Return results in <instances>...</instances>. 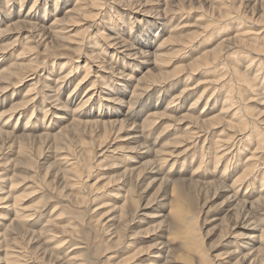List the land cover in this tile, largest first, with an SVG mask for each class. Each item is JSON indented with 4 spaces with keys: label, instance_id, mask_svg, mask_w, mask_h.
Wrapping results in <instances>:
<instances>
[{
    "label": "rangeland",
    "instance_id": "1",
    "mask_svg": "<svg viewBox=\"0 0 264 264\" xmlns=\"http://www.w3.org/2000/svg\"><path fill=\"white\" fill-rule=\"evenodd\" d=\"M2 1L3 0H0V30L3 29L0 32V70L14 61H18L20 63L22 62L24 64L37 62L38 63L37 65H40V67L37 69V74H38L37 77L34 78V76H29L33 78L30 80L27 79L28 81H19L18 84L15 85L14 87L11 88L9 87L10 89L8 88L7 91L3 93V95L0 94V112L2 110H7V108H9V106L12 103H16L17 101H20V99H22L21 97L23 93L26 92V88H28V86L31 85V83L32 84L35 83V81L39 77L40 79L38 82L42 85L46 83L45 84L46 87H50L51 90L48 91L49 89H46L44 92L49 93L50 96L53 97L49 99L47 98L51 104L47 103L48 100L44 102V104H42V107L46 105V108H48V112L46 114L47 117H45V120L42 121L43 123L39 120H36L38 124H44L47 127L46 131H48V133H39V132H44L45 131L44 129L23 131L20 128L23 127V123L25 122L31 110H34V114L35 116H38L37 117L38 119L41 120V118L43 117L44 111L43 109L39 108V106L42 103L41 95L40 97H37L36 102H34L33 104H29L22 109L21 113L19 114L18 120H17L18 114L14 115L13 117L10 118V120L9 119L8 121L6 120L8 123L4 125L5 127L2 126L1 124L5 119L8 118L7 115H3L2 120H0V126L4 127L8 131L11 130L10 132H13V133H5L0 135V179H1L0 192L7 191L6 189H8L9 187L10 180L15 181L16 179L17 184H14L15 187H13L12 192L13 194L16 195L18 194V197L19 195L20 196L22 195L21 198L19 197L20 199L17 200V202H22V205L26 206L25 208H27V210L32 208L37 209V210L35 209L37 212L35 213L37 220L36 221L34 220L33 223H31V225L28 223L26 224L23 223L22 224L23 228L25 227V229L27 230L31 229L30 231L32 232L34 231V233L37 234V232H40V230H42L43 228L44 224L42 223H45V221L49 218L53 219L57 217L58 219H55V223H54L56 229L59 231L65 230L62 234L60 233L57 234L58 237L53 238L50 241V243L45 242L46 236L44 235H41L38 239H35V237L37 238V236L33 237V235L30 236L27 235L28 237L25 235L26 237L22 236L21 238L20 236L17 237L16 241L19 243L20 246L19 249L22 252L24 249L23 256L21 257L22 260L19 259L21 261V264H59L60 262L54 259V257H58V259L60 258L64 259V256L66 257L72 254L75 256V259L79 261L81 260L80 263L82 264H126V262L125 263L121 262V259L118 260V258L123 257L122 260L129 259L133 254H135L136 250L140 252V253L138 252V254H140V257H142L140 260L145 262V260H150V258L148 257V253L150 252V246L156 244L155 241H160V239L162 240L163 237L158 239V235H153V233L152 234L150 233L151 226L152 225L156 226L157 225L156 223H158L162 218L159 217L155 219L145 218L144 214L152 215V213L153 214L161 213L165 215L168 213L167 211L169 210V207H172V210L170 212L172 211L174 212L171 214L172 220L175 219V217L179 215L181 211L189 210L191 212L192 211L194 212L193 214L195 215V217L192 222V225L194 226L195 231L199 237L198 244L201 246V248H203L205 253H207L206 256L208 255V259L210 262L207 260V264H234L238 262L237 260H235L238 255L236 256V254L232 255L231 253H229L231 250V246L232 247L234 246L235 240L237 239L236 237H234L233 239L231 238V236H238L237 233L243 232L245 231V229H242L243 227H239L240 225L235 226V224L239 223L242 224L243 226L246 223L245 222L246 219L249 220V222H252L251 224L256 225L257 229L258 228L259 230L260 228L263 229L264 200L263 199L258 200V203L256 202L251 209H249V207L247 206L244 208L245 211L239 210L240 212L242 211L241 214L237 212L240 216L237 215L236 212H234L235 205H233L232 209H229V206L227 208L226 205H229L228 203L230 202L228 201L229 193H232V191L238 188L240 184H241V188L238 192L243 193L245 191V194L249 193L248 195L250 196L251 199H257V197L258 198L264 197V130L259 129V126L256 124L255 130H257L258 132L260 131L259 136L261 138H260V148H255L253 142H256V138L254 137V135H252V133H241V134L240 133L236 134L232 132L218 133V131H215V133H206L205 135H202L201 140L198 143L192 145L191 141L194 140L197 133H183V130L185 129L186 124L188 123V121L182 123L184 119L180 120L179 121L180 123L174 120L173 121L172 120L166 121L165 119L157 120V122L151 128L144 129L143 133H139L140 137H138V141L135 143H132L131 141L126 139L128 137L127 135L129 134L127 132H132L133 130L131 131L126 130L120 133H114V132L112 133L110 130L109 133H98L100 131L99 130L97 131L96 129H99V127L96 128V126L94 125L90 127L88 126L84 127L83 125L80 124L78 125L72 120L74 117L73 110L76 107V104L80 99V96H82L83 92L87 88V85H89V83H91L92 80H96L95 76H98V74L99 75L102 74L103 76L104 74L105 75L104 77H106L104 78V81L107 83L106 85H109L110 87L113 88V86L117 83L121 88L123 87L122 92L119 90L117 91L116 88L115 89L113 88L114 91H117L116 94L114 93L115 94L114 97L117 96L118 99L121 100L125 99L124 101H128V99L130 98V92L132 91L133 86L135 84V80L133 79L128 82L122 83L121 76H123V74L129 73L128 75L132 74L136 78L139 77L146 70V67L144 68V64L143 65L138 64L141 61H143V59L138 58L136 60L135 59L131 60V57L129 59L127 58L129 56H125L127 52L122 50V53H117L120 56L115 57L118 58L116 64L112 63L114 60H112V62L109 61L111 58L108 55V53L110 51H114L115 49H113V47H109L108 45H106L103 39L99 38L100 44L102 43L104 44L105 47L107 46L106 47L107 50L103 52L105 54H103L102 57L108 61L107 63H109V65L110 64L113 65L110 70L111 74L107 72L109 70L108 67H106L108 66V64L105 63L106 68H100L98 71L95 72L97 67H95L94 65L88 62L89 64L87 66H90L89 69H91L93 73L92 71H90L89 74L87 75L88 77L85 76L84 80L76 85L77 79L79 80V78H81L84 75L83 74L84 70L82 69L81 66L84 65V62L87 61L86 60L87 55L90 53V51L93 50L94 44L92 43L91 39L88 40V42L86 43L87 45L85 46L83 45L81 47L80 52H75L72 49L73 47L72 44H70V46L66 45L63 47H58V48L56 47V49L55 50L53 49L50 53H45L42 52L43 44H41L38 40V37H36L35 39L33 38L27 41V44H25L24 46L27 50L24 49L23 52L21 49L24 45V42H26L25 37L24 38L18 37L17 35L19 32L23 33L22 36L27 35L28 33L30 34L32 30L31 28L29 29V26H31L32 24H28V26L24 24L23 26H15V27H13L14 25H8V24H11V22L13 23L15 22L14 20L18 18L17 17L18 13L25 15L31 3L34 0H25L22 4L20 3L21 5L18 3V0H10L8 1L6 6ZM90 1H93L92 3L97 1V3L99 4L105 2V4H103L102 6V17H100L99 19L101 18L102 20L107 19L110 13L119 14L118 18H115L117 17L115 15L111 16L113 17L112 22L115 21L114 23L117 24L115 27L118 29L120 28L119 32L121 35L118 33L120 38H123V40H126L127 42L130 41L129 44L139 46V38H138V44H137V39L135 41L132 38H130V34L134 32L137 33L136 30L138 29L140 30L144 28L143 31H138L140 34H144L145 28L150 29V35H148L147 38L150 37V39L152 40L154 39L153 34L155 31H158V29H156L158 24L155 25V22L160 18L156 19L157 17L155 16L156 14L155 11L147 12L146 9L151 7L153 8L152 10L154 9L162 10L164 6L155 5L154 3H156V0H151L147 3L145 2L146 5L144 4V2H142L140 9L137 8L133 10L130 7L125 8V10H122L123 7H120L121 4L114 3L118 0H90ZM123 1H127V0H123ZM257 1L259 0H174V2L169 3L170 9L178 8L179 12L176 13V15L175 14H172L171 16L166 15L167 16L166 17L167 19L165 18L166 20H162V21L160 20L161 23L164 24V27L163 26L159 27V32H158L159 35L156 37V40H153L154 42L151 41L152 47L148 46L147 49L150 48V52L153 51V49L157 46V43H159L160 41L159 38H164L167 36V34H172L171 33L172 30L178 36L191 34L197 37L198 39L196 38L197 40L193 41L194 44L191 42L190 45H187L183 49H181L182 47L181 45L175 43L169 44L166 48L164 47L165 56H164L163 68L165 70H171L175 68L173 69L172 73L178 71L182 72L185 69V64L187 62L191 61V59H193L195 56L200 54L205 49H209L218 43L220 44L219 58L223 60L222 66L224 65L225 69L224 67H221V65H216L214 67L212 66L209 70L201 69L200 73L198 72L196 74L191 75L188 81L185 80L184 76L170 80L168 84L170 85L171 88L174 89L173 90H171V88L168 89L167 93L164 91L165 94L169 93V95L163 97L160 103L161 106L160 109H162L163 106L166 105L167 100L171 97V95L173 96L174 94L179 92L183 84L186 83L188 84L187 86H193L196 84L198 80H201L202 78L209 81V83H202V85H199L198 87H195L194 89L188 91L186 98H182L180 101H176L174 103L182 104L184 108H187L192 98L196 97L197 93L203 89L204 85H208L209 87H214V85H219V86L222 85L224 86L221 89L222 94L221 96H218V100L214 103V107H215L214 110L219 109L221 107L222 98L223 96H225V93L223 91H225L227 88L226 87L227 85H223L222 81L228 80L230 74L229 72H231V70L228 67L230 65H233L235 66V67L232 66L233 68L237 67V69L242 70L243 65H245L248 60V58L246 59V55L254 57V61L258 60V58L259 60L264 59V53H261V51L259 50L256 51L250 46L251 44L260 45L264 37L263 36L264 16L260 15V7ZM53 2L54 0H40L39 2L37 1V3L34 5L33 10H36V12L39 13L40 15L42 14V10H45L44 14L42 15L44 19L41 22L39 19L30 20L32 17H29V19L27 18L28 21L35 23L39 22L38 25L47 27L53 18L52 17L53 15L48 14L47 10L49 12L51 11L52 13ZM74 3H76V0H66V1L60 0L59 1L60 11L59 9H57V11H59L57 16L58 17H61L62 15L64 16L65 10L69 8L68 6L73 5ZM148 3L150 5H148ZM233 4H235L236 6ZM213 6H216V8ZM95 7H93V9L91 8H89L88 10L86 9L84 11V13H86V16L76 19L77 22L75 26L74 25L67 26V28L70 29L71 31L65 35L68 37L74 36L75 39L78 36L81 37L85 32L87 34L94 33L95 29L92 31L93 28L90 27V20L94 18L93 16H91V14L92 12L95 11L94 10ZM217 7L219 8L223 7V8L217 9ZM234 10L237 11V13ZM127 11L128 12L132 11V13L129 14L133 22V24L131 25L132 26L131 29L129 27L127 29L126 27V25H128V22L130 21L128 19L129 17L128 16L125 17L124 14H121ZM225 12L226 13L230 12L231 14L225 15L226 14ZM218 14L221 15L220 18L217 17V19H215L214 21L215 16H218ZM99 19L97 21L96 18L95 22H99ZM168 19L170 20L168 21L169 23L167 22ZM204 24H209V28L206 31L201 32V29L203 28ZM88 25L89 27H87ZM95 26L97 27V29H101L100 28L101 22L100 24L97 23ZM161 27L162 30H160ZM27 29L30 31H28ZM41 30L43 31V28L35 26V30L33 29L32 34H36ZM47 30H48L47 28H44L45 32ZM102 30L104 34L110 32L105 25L104 28H102ZM236 30H240V32L245 33L242 34L243 36L239 37L241 39H244V41H239V40L237 41V39L233 37V35H235V33L237 32ZM211 31L213 34L210 33ZM228 37H233V38L226 40ZM46 41L49 42L50 38L46 39ZM28 44L32 46V48L29 47L27 48L26 46ZM226 44L228 45L230 44V46L234 48L229 51V53L230 52L232 53L230 54L226 52L224 53L225 49L222 48H224V45ZM2 47H6V48H2ZM245 47L254 53L256 52V54L250 51H246L244 49ZM98 50L97 48L94 49V51H98ZM241 51H245L246 53L244 52L243 55H241L242 54L240 53ZM234 52L238 54L239 58L237 57V59H235L237 61L233 60L234 59L233 57L235 56ZM122 55H124L123 63L121 61ZM225 56L227 59L223 58ZM67 59L68 60L70 59V61L74 62L73 65L74 64L78 65V69L76 72H73V75L70 79V83L68 82V85L66 84V86L62 84L61 85L62 87L58 88L55 93V88H57L56 87L57 85L54 84L55 82L54 80L56 79L57 76H59L58 73L59 70H66L64 68H67V66L62 67L61 64L63 63L61 62H64ZM126 61H129L132 64L131 63L127 64ZM137 64L140 65L139 69ZM148 67L149 68L151 67V71L149 72L155 73L154 71L155 68L152 67V65H147V68ZM110 75L111 77H109ZM45 76L48 77L49 79H47ZM107 77L109 78L107 79ZM124 77L125 75L123 76L122 80H125ZM259 77L252 91L249 90L244 91L245 93L244 97L246 96L250 97L253 101H247V100L241 101L242 105L248 104L251 106V108L255 107L256 108L255 110L264 109V106L257 104L255 101L261 97L258 88L260 89V92L262 91V89H264L263 87L264 81L263 83L260 82V80H264L263 79L264 75L262 76V74H260ZM101 79L102 78H100L99 76L98 81H96L95 84L100 85L101 81L99 80ZM113 81H116V83L114 84ZM38 82H37L38 85L36 84L35 86L37 89L38 88L40 89L42 85L40 86ZM257 83L259 86H256ZM3 85H5V83L0 84V86ZM119 86L118 89L120 88ZM72 88H75L74 96H72L73 100L69 101V99H67V94L69 93V91L72 90ZM101 92H100V98L101 97L104 98L112 94L106 87H103ZM155 97L157 98V96L152 93L150 97L151 99L148 98V102L152 104L155 103L156 102ZM96 100L97 99H94V102H96ZM144 101L145 100H142V102ZM104 103H107V101L102 100L103 105H105ZM119 103H116L115 101H110L107 104L121 111L120 112L121 114H115L116 117L120 119L122 117L124 118L128 117L126 115V111H127L126 103L125 102H119ZM200 105L196 107L197 110L199 109L198 107ZM35 107L39 109H35ZM139 108L140 106L138 107L137 111H139ZM92 110L94 112V115L98 114L97 113L98 109L96 108V106L93 105ZM102 110L106 111L107 109L103 107ZM145 111H143L142 114L140 115V119L135 120L136 123H139L144 119V115L146 113ZM184 111H186V109H182V110L180 109V112L183 113ZM134 112L135 111H132L131 113L134 114ZM263 112L264 111L259 113L258 117H256L257 121L259 119L264 118ZM54 114L55 115L62 114V117L61 118L54 117L53 116ZM179 115L180 113L177 114V118ZM195 115H197V112H195ZM94 117L98 118V116H94ZM94 117L90 118L89 120L94 119ZM77 118L78 119L80 118L82 120L87 119V117L84 118L83 116H79V115ZM49 119H51L52 121ZM103 119L108 120L109 118L108 116H106ZM15 120L17 122L14 125ZM64 125L68 126L67 130L65 131V133L62 134L59 133V135H65V143L63 142L62 144H59V149H57L55 148L56 144L54 140L49 137L50 136L52 137L53 134L55 135L54 132H56L59 128H62ZM21 132H30V133H21ZM191 134L194 137L193 139H190L191 142L190 144L188 139L190 138V136H192ZM20 135H22L23 137L19 138ZM155 136H157V141L152 148L163 146L164 149L167 150L166 152H168V154H172V156L179 154L178 157L175 156L173 158L169 157L168 159L169 161L168 162L165 161L166 163L157 164L158 175L152 173L150 174V172H146V170H144L146 168V164H145L146 161L151 159L155 160V155L145 154L142 157L141 152H144L142 150H145V148H140V149L138 148L136 149L137 151H135L134 149L135 153L133 154H131L128 151L130 150L129 149L130 147L133 146L135 148L138 147V144H142L144 146L145 145L151 146L150 144L153 141L152 139L155 138ZM225 137H227L228 139ZM204 138H206L207 140L205 139L204 141L203 140ZM215 138L227 139L228 144L227 143L225 144L227 145V149L222 150V148L225 145L224 146L221 145L222 146L221 147L218 145L217 142H215L216 146L213 144L210 145L209 142L214 140ZM180 140L183 142H181ZM82 141L85 144H82ZM22 148H25L27 151L24 153V156L21 152ZM139 152L140 155L138 154ZM67 153H74L75 157L78 158V160H80L81 163H83V159L84 157H86L84 155L88 154L87 155V157L89 158L88 164L91 165V168L88 170L80 164L74 165L71 161L73 159L75 161V158H71L70 156H68V158L70 157V159L67 162L58 159L59 157L61 159L62 155ZM135 156L140 157V162H144V163H142V165H140L139 168L136 169L135 171L133 170L131 171L130 167L137 165L136 163H134ZM173 160H175L174 163H172ZM73 168L74 170L80 169L78 171L81 174V178H83L80 183L74 184L76 180L72 178H69L70 180L69 179L65 180L62 174L63 173L62 170L73 169ZM125 169L130 170L127 172L129 175L126 174L120 179L121 176L118 174H121ZM193 169L195 170V172ZM245 169L249 171V173H247L248 175L245 177L246 179L242 178L239 181V183L241 182L240 184L238 183L237 186H233L231 184L232 181L238 176H240ZM222 170L224 172V177L222 176L221 173ZM153 175H155L157 179L158 178L163 179L164 177L168 178L167 179L168 181L165 180L163 182H160L158 180L149 183L150 180H152ZM191 178L195 181H193ZM190 180L193 182H191ZM205 181H209V182L205 183ZM242 183L248 184V188L245 186V184L243 186ZM221 184H224V186L227 185V187L229 186L228 187L229 192L223 190L224 187H221L223 186ZM252 188L254 190V193L252 192L251 194V192L248 191L249 189ZM116 192H118V194ZM23 194L25 196H23ZM111 194L112 195L115 194L118 197V199L114 200L113 199L114 197H112ZM126 194L130 198L131 197L134 198V195L140 196L141 199L139 202L141 203H138V205H140L141 209L139 211L133 212V208L135 209L136 207L132 206L131 207L132 211L129 210L130 215L128 213L127 215L123 216V218L120 221V224H118V227L116 228L120 234V239H118L119 238L118 235L113 237L114 234H109L110 231H106L104 228L105 226L103 225L101 226V223L103 221L104 222L106 221L105 216L108 214L107 211L109 210L110 206L111 205L118 206L119 204H121L122 199L120 200V196L122 195L125 196ZM2 195L3 194H0V214H2L1 210H3L2 206L4 205L3 204L4 199ZM162 197L164 199H162ZM238 199H240L239 196ZM259 204L261 205V207ZM173 206H175L176 208ZM9 215L12 217V212ZM244 216H246V218ZM137 219L140 220L143 219V223L141 224L137 223L136 222ZM2 222H4V220H2ZM115 223H117V221ZM169 223L171 224V222ZM2 226H0V234L4 235L6 228L4 227V225ZM67 226L70 229L71 228L73 229V227L75 228L74 230H72V234L67 233V230H70V229H65L67 228ZM146 228H148L149 230L146 231L145 230ZM179 230L180 228L177 225L171 224V226L170 225L167 226L166 231L162 232L161 235L164 236V238L165 236L167 238L169 236L174 237V239L176 240L171 239L172 242H168L165 238L164 241H166V244H164V246L158 244L157 247L154 248L151 247L152 248L151 250L162 248L161 257L155 261L156 264H162L163 262H166L164 264H201V260L198 257H196V254H193L191 250L182 249L181 246H180L181 249L179 248V244L181 245V242L183 241L177 239L173 234V232L179 233L180 232ZM259 230H255L256 231L255 233L259 234ZM6 236L7 239H11V237H13L12 234H8ZM184 237L188 239L185 235ZM60 239H62L63 241ZM130 241L132 242V245L129 244ZM4 243L5 242L3 241L0 243V258L4 257V251H3V248L5 247L3 245ZM56 243L62 245L58 249L51 250L49 246L51 247L53 244L55 245ZM38 245L40 246V249ZM128 246L130 249L128 248ZM41 247L43 248V251ZM45 247L50 249L51 252L49 250H44ZM33 248L35 249V251ZM146 249L147 251H145ZM238 249H239L237 250L238 252H240V250L242 252H245V249L243 250V247H240ZM53 252L55 253V256ZM33 254L34 255L36 254L37 256L36 255L34 256ZM126 254L128 255L126 256ZM36 257H38V259H36ZM140 260L133 258L131 259V263L129 264H133V263L135 264ZM139 263L142 264L141 261ZM238 264H247V262L244 263L243 261V262H239Z\"/></svg>",
    "mask_w": 264,
    "mask_h": 264
},
{
    "label": "bare ground",
    "instance_id": "2",
    "mask_svg": "<svg viewBox=\"0 0 264 264\" xmlns=\"http://www.w3.org/2000/svg\"><path fill=\"white\" fill-rule=\"evenodd\" d=\"M8 1H10V0H3L2 2H4V5L6 6L7 3H8ZM24 1L25 0H18V3L19 4L20 3L22 4ZM37 1L39 2L40 0H34L31 3V5L28 8V10H27V12H26L25 15L18 13L17 14V17L18 18L17 19L15 18L16 19V20H14L15 22L14 23L11 22V24H8V25H14L13 27H15V26H23L24 24L26 26H28V24H32L31 26H29V29L31 28L32 31H33V29L35 30V26L40 27V28H43V31L41 30V31L37 32L36 34H32V31H31L30 34L28 33L27 35H24V36H22V34H23L22 32H19L18 33V35H17L18 37H23V38L25 37V40H26V42H24V45H23V47L21 49L23 52H24V49L27 50L24 47L25 44H27V41L30 40V39H33V38L35 39L36 37H38L39 42L41 44H43V46H42L43 47L42 52H45V53H50L53 49L55 50L56 47L58 48V47L66 46V45L70 46V44H72V46H73L72 49L75 52H80L81 47L83 45L84 46L87 45L86 43L88 42V40L91 39L92 43L94 44L93 45V50L90 51V53L87 55V59H86L87 61H85L84 62V65L81 66L82 69L84 70V73H83L84 75L81 78H79V80L77 79L76 85L79 84V83H81L84 80L85 76H87L89 74V72L92 71L91 69H89L90 66H87L89 63H91L92 65H94L95 67H97V69L95 70V72L98 71L100 68H106V67H108L109 70L107 69L108 70L107 72L110 73L111 67L113 65L112 64L109 65V63H107L108 61L102 57V55L105 54L103 52L107 50V48H106L107 46L105 47L104 44H102V43L100 44L99 38L103 39V41H104V43L106 45H108L109 47H113V49H115L114 51H110L108 53V55L111 58L109 61L112 62V60H114L112 63H115L116 64L118 58H115V57L120 56L117 53H122V50H123V51L127 52L125 56H129V57H127L129 59L131 57V60H133V59L136 60L138 58H142L143 61H141L138 64H141V65L144 64V68L146 67L145 72H143L137 78L135 76H133L132 74L128 75L129 73L128 74H123V76L125 75V77H124L125 80H122L123 79V76H121L122 77V79H121V82L122 83L123 82H128V81L133 80V79L135 80V84L133 86L132 91L130 92V98L128 99V101H124L125 99L124 100L118 99L117 96L114 97L115 94H116V92L118 90L121 91V92L123 91L122 90L123 87L121 88L116 83V81H113L114 84L115 83L117 84V86H116V84L115 85L113 84L114 85L113 88L114 89L116 88V90H117V91H114V89L112 87H110L109 85H106L107 83L104 81V78H106V77H104L105 76L104 74H103V76H102V74L101 75L98 74V76H95L96 77V80H92V82L89 83V85H87V88L83 92L82 96H80V99L78 100V103L76 104V107L73 110V116L74 117H73L72 120L76 124L83 125L84 127L85 126L90 127V126H93V125L96 126V128L99 127V129H96L97 131L98 130L100 131L98 133H109L110 130H111L112 133L113 132L114 133H120V132L126 131V130H128V131L133 130L132 132H127L129 134L127 135L128 137L126 139H128L132 143H135V142L138 141V137H140V134L139 133H143V130L144 129L151 128L157 122V120L165 119L166 121L167 120L168 121L169 120H172V121L174 120V121H178L179 122L180 120H183L184 119L183 122L182 121L181 122L182 123H185V121H188V123L186 124L185 129L183 130V133H197V135L194 138L195 141L194 140L191 141L192 142V145L195 144V143H198L201 140L202 135H205L206 133H215V131H218V133H229V132L236 133V134L237 133L238 134L239 133L240 134L241 133H252V135H254V137L256 138V142H253V145H255V148H260V138H261L259 136L260 131L258 132L257 130H255L256 129L255 127H256V124H257L259 126V129H263L264 130V118L259 119L257 121L256 120V117H258L259 113H261L262 111H264V109H262V107H261L262 110H260V109L255 110L256 109L255 107L254 108L253 107L251 108V106L248 105V104L242 105L241 104V101H244V100L245 101L246 100L247 101H253L250 97H247V96L244 97V94H245L244 91H247V90L252 91L253 88H254L255 83L258 81L259 75L260 74H262V76L264 75V59L263 60H261V59L259 60V58H258V60H255L254 61V57L247 56L246 55V59L248 58V60H247L246 64L243 65V69L242 70L237 69V67L236 68H233V67H235L233 65H230L228 67L231 70V72H229L230 74H229L228 80L222 81L223 82V85H227L226 86L227 88H226L225 91H223L225 93V96H223V98H222L221 107L219 109L214 110L215 109L214 103L218 100V96H221V94H222L221 93L222 92L221 89H222V87H224L222 85L221 86L214 85V87H209L208 85H204L203 89L197 93L196 97L195 98H192V100H191L189 106H187V108H184V106H182V104H175L174 103L176 101H180L182 98H186L188 91L194 89L195 87H198L199 85H202V83H209V81H207V80H205L203 78L201 80H198L196 82V84L193 85V86H187L188 84H186V83L183 84V86L179 90V92L176 93V94L173 93L174 95L173 96L171 95V97L167 100L166 105L163 106L162 109H160L161 108L160 103H161L163 97L166 96V95H169V93L168 94H165V92L167 93L168 92V89L171 88L170 85L168 84V82L170 80L177 79L178 77L184 76L185 80L188 81V79H190L189 77L191 75L196 74L198 72L200 73V70L201 69L209 70L212 66L214 67L216 65H221V67H224V65L222 66V61L223 60L219 58L220 57V55H219V47H220V44L217 43V44H215V46H213V47H211L209 49H205L200 54H198L193 59H191V61L187 62L185 64V69L182 72L181 71H178V72L172 73L173 69H175V68H173L171 70H165L163 68V62H164V56H165V53H164V50L165 49H164V47L166 48L169 44L175 43V44L181 45L182 46L181 49H183L187 45H190L191 42L193 43L194 40H197L198 39L197 37H195V36H193L191 34H186L184 36H178L172 30V32H171L172 34H167L166 37L159 38L160 41H159V43H157V46L156 47L154 46L155 47L154 49L152 48L153 51L150 52V48L147 49L148 46H151V44H152L151 41L156 40V37L159 35V33H158L159 32V27L160 26H163L164 27V24L161 23V21L167 19L166 18L167 17L166 15H170V16L172 14H175L176 15V13L179 12L178 8L177 9L176 8L175 9H173V8L170 9V7H169V3L170 2H174V0H156V3H154V4L157 5V6H162L163 5L164 8L162 10H155V9L152 10L153 8H151V7H149L148 9H146L147 12H149V11H151V12L152 11H155L156 12L155 16L157 17L156 19L160 18L159 20H157L155 22V25L158 24V26L156 28V29H158V31H155L154 32V34H153L154 35V39L153 40L150 39V37L147 38L148 35H150V29H148V28H145L144 34H140L138 32V31H143L144 28L143 29H140V30L139 29L136 30L137 33L134 32V33L130 34V38H132L135 41L137 39V44H138V38H139V46L138 45L129 44L130 41L127 42L126 40H123V38H120V36L118 35V33L120 34V32H119L120 31V28L118 29V28L115 27L117 24L114 23L115 21L112 22L113 21V17H111V16L112 15H115V16H117L115 18H118L119 17L118 16L119 14H117V13H115V14L110 13V15H109V17L107 19H103V20H102V18L99 19L100 17H102V6H103V4H105V2L102 3V4H99V3H97V1H95L94 3H92L93 1H90V0H76V3H74L73 5L68 6L69 8L65 10V15L64 16L62 15L61 17H58L57 15H58V13L60 11V7H59V1L60 0H54L52 13H51V11L49 12L47 10L48 14H52L53 15L52 16L53 17L52 18V21L50 22V24L47 27H43L41 25H38L39 22L35 23V22L28 21L29 17H32L30 20H38L39 19L41 22L44 19V17L42 15L44 14L45 10H42V14L41 15L39 13H37L36 10H33L34 5L37 3ZM149 1H151V0H127V1L118 0V1H116L114 3L115 4L116 3L121 4V6L120 5L119 6L120 7H123L122 10H125V8H129V7L133 10V9H137V8L140 9L141 8L140 6H141L142 2H144V4H145V2L147 3ZM159 1H161V2H159ZM257 2L259 3V7H260V15L261 16H264V0H259ZM210 3H212V2H210ZM148 5H150V4L148 3ZM233 5H235V4H233ZM93 7H95L94 8L95 11L92 12L91 16H93L94 18L92 20H90V27L93 28L92 31L95 29V32L92 33V34L91 33L90 34L89 33L87 34L85 32L81 37L78 36L75 39H74V36H69V37L66 36L65 34H68V32L71 31L70 29L67 28V26H73V25L75 26V24L77 22L76 19L82 18L83 16H86V13H84V11L86 9L88 10L89 8L93 9ZM213 7L216 8V6H213ZM222 8L223 7H220V8L217 7V9H222ZM57 9H59V11H57ZM235 12L237 13V11H235ZM131 13H132V11H129V12L127 11L125 13H121V14H124L125 17H127V16L129 17L128 19L130 21L128 22V25H126L127 29H128V27L131 29V27H132L131 25L133 24L132 18L129 15ZM216 13H218V12H216ZM229 14H231V13L229 12V13H226L225 15H229ZM18 15H20V16H18ZM143 16H144V14H143ZM220 16H221L220 14H218V16H215L214 21H215V19H217V17L220 18ZM240 16H241V14H240ZM96 18H97V21L99 19V22H95ZM169 19L167 20V22L170 21ZM100 22H101V26H100L101 29H97V27L95 25L97 23L100 24ZM116 22H117V20H116ZM102 23H103V26H102ZM106 24H108V25H106ZM104 25L107 27V29H109L110 32L104 34V32L102 30V28H104ZM87 27H89V25ZM94 27H96V28H94ZM44 28H47L48 30L45 32L44 31ZM208 28H209V24H204L203 25V28L201 29V32L206 31ZM130 29H129V31H130ZM236 29H238V28H236ZM2 30H0V32ZM24 30H26V29H24ZM160 30H162V27L160 28ZM6 31H8V30H6ZM28 31H30V30H28ZM236 31L237 32L235 33V35H233V37H235L237 39V41L238 40L239 41H244V39L239 38V37L243 36L242 34L244 32H240V30H236ZM210 33H212V31ZM233 37H228L226 40H229L230 38H233ZM48 38H50V41L49 42L46 41V39H48ZM210 38H211V36H210ZM33 41H35V40H33ZM221 42H219V43H221ZM230 44L229 45L228 44L224 45V48H222V49H225L224 53L225 52L228 53V54L232 53V52L229 53V51L232 50V49H234V48L231 47ZM250 46L253 49H255L256 51L259 50V51H261V53H264V37H263L262 43L260 45L259 44L258 45L251 44ZM26 47L27 48L28 47L29 48H32V46H30L29 44ZM87 47H90V46H87ZM2 48H6V47H2ZM96 48H97V50L98 49L99 50L98 51H94V49H96ZM235 48H236V46H235ZM241 49H243V48H241ZM244 49L246 51H250L246 47ZM244 52L245 51H241L240 52V53H242L241 55H243ZM250 52H252V51H250ZM247 53H249V52H247ZM252 53H254V52H252ZM254 54H256V52ZM234 55L235 56L233 57L234 58L233 60L237 59V57H238V54L235 53V52H234ZM226 56H227V54H226ZM226 56L223 57V58H226ZM123 57H124V55H122V58H121L122 63L124 61L123 60L124 59ZM221 57H222V55H221ZM138 61H140V60H138ZM235 61H237V60H235ZM61 63H63V64H61L62 67L67 66V68H64L66 70H59L58 71L59 76H57L56 79L54 80L55 81L54 84L57 85L56 86L57 88H55V93H56V91H57L58 88L62 87L61 86L62 84L64 86H66V84L68 85V82L70 83V79H71V77L73 75V72H76L77 69H78V65H75V64L73 65L74 62L70 61V59L69 60L67 59L66 61L61 62ZM105 63L108 64V66H106ZM126 63L127 64H130L131 62L126 61ZM37 64H38L37 62L36 63H34V62L32 63L31 62L30 64H24L22 62L20 63L18 61H14V62L8 64V66H5L4 68H2L0 70V84L1 83H5V85L0 86V94L3 95V93H5L9 87L10 88L11 87H14L15 85L18 84L19 81H28V80H30V79L33 78V77H29V76H34V78L37 77V75H38L37 74V69L40 67V65H37ZM147 65H152V67L155 68L154 69L155 73L149 72V71H151V67L150 68L149 67L147 68ZM62 67H60V68H62ZM139 67H140V65H138V69H139ZM224 69H225V67H224ZM92 73H93V71H92ZM99 76H100V78H102L101 80H99V81H101V84L99 83L100 85H96L95 82L98 81ZM109 77H111V75ZM109 77H107V79ZM260 77H259V79H260ZM46 78L49 79L48 77H46ZM39 79H40V77L37 78V80L35 81V83H33V84L31 83V85H29L28 88H26V92L23 93V95L21 97L22 99H20V101H17L16 103H12L9 106V108H7V110H2L0 112V120H2L3 115H7V117H8L7 119H5L2 122V124H1L2 126L6 125L8 123L7 122L8 119L10 120V118L13 117L14 115H17L18 114V116H17V120H18L19 119V114L21 113L22 109L25 108L27 105L33 104L34 102H36L37 97H40V95H41L42 96V103L39 106V108L40 109H43V111H44L43 117L41 118V120L38 119L37 118L38 116H35V114H34V110H31L30 113H29V115L27 116L25 122L23 123V127H20V128L23 131L44 129L45 130L44 132H39V133H48V131H46L47 130V127L44 124H38L36 120H39L41 122L45 120V117H47L46 114L48 112V108H46V105L44 106L45 108L42 107V104H44V102H46L49 98H51L53 96H50L49 93L44 92L46 89H49L48 91H51L50 90V87H46V85H45L46 83H44V85L40 84L38 82ZM43 79H44V77H43ZM263 79H264V77H263ZM263 81L264 80H260L261 83H263ZM37 82L40 84V86L42 85L40 89L39 88L37 89L36 86H35L37 84ZM76 85H75V87H76ZM118 86L120 87L119 89H118ZM256 86H259L258 83H257ZM103 87H106L112 93L109 96H106L107 98L106 97H104V98L101 97L100 98V92L102 91V88ZM263 87H264V84H263ZM98 89H100V90H98ZM173 89L174 88H171V90H173ZM74 90H75V88H72V90L69 91V93L67 94V99H69V101H72L73 100V97L72 96H74ZM171 90H169V91H171ZM41 91H43V92H41ZM258 91L261 94V97L258 98L255 101H256L257 104H259L261 106H264V89H262V91L260 92V89L258 88ZM193 92H195V91H193ZM152 93L157 96V98L155 97V99H156L155 101L156 102L153 103V104L150 103V102H148V98L151 97ZM94 99H97L96 102H94ZM102 100L103 101H107V103L110 102V101H115L116 103L125 102L126 105H127L126 115L128 117H125V118L122 117L121 119L118 118V117H116L115 114H121L120 113L121 111L119 109L115 108V107H112L111 105H109L107 103H104L105 105H103L102 104ZM142 100H145V101L142 102ZM139 102H141V103H139ZM47 103L51 104L49 100H48ZM237 103H239V104H237ZM93 105L96 106V108L98 109L97 110V113H98L97 115H94V112L92 110V106ZM198 105H200V106L198 107L199 109L197 110L196 107ZM139 106H140L139 111H137V109H138ZM103 107L106 108L107 110L106 111H103L102 110ZM39 108L35 107V109H39ZM56 108H58V107H56ZM62 109H64V108H62ZM145 109H146V111H145ZM180 109L181 110L182 109H186V111H184L182 113V112H180ZM51 111H53V110H51ZM132 111H135L134 114L131 113ZM143 111L146 112L145 115H144V119L141 122L136 123L135 120L136 119H140V115L142 114ZM195 112H197V115H195ZM213 112H214V114H213ZM179 113H180V115L177 118V114H179ZM78 115L79 116H83L84 118L87 117V119H85V120H82L80 118L78 119L77 118ZM53 116L54 117L61 118L62 117V114L61 115H55L54 114ZM75 116H77V117H75ZM88 116H89V118H88ZM94 116H98V118H96ZM106 116H108V118H109L108 120H104L103 119ZM63 117H64V115H63ZM93 117H94V119L89 120L90 118H93ZM49 120H51V119H49ZM16 122L17 121L15 120L14 125H15ZM57 124H58V122H57ZM2 126H0L1 127L0 128V135L1 134H5V133H13V132H10L11 130L8 131L7 129H5L4 128L5 126L4 127H2ZM67 127H68L67 125H64L62 128H59L56 132H54L55 135L53 134L52 137L51 136L49 137V138H51V139L54 140V142L56 144L55 145V148L59 149V144H62L63 142L65 143V135H59V133H61V134L62 133H65V131L67 130ZM100 128H102V129H100ZM21 133H30V132H21ZM201 133H203V134H201ZM157 136H155V138L152 139L153 141L150 144L151 146H146V145L144 146L142 144H138V147L135 148L133 146V147H130L129 148L130 150H128L131 154H133V153H135L134 152V149H135V151H137L136 149H138V148L139 149L140 148H145V150H142L144 152H141L142 153L141 154L142 157L145 154L146 155H148V154L149 155L150 154L151 155H155V160L154 159H151V160L146 161V163H145L146 164V168L144 170H146V172H150V174L151 173L152 174H157V164L166 163L165 161L168 162L169 161L168 160L169 157H172L173 158L174 156L175 157H178L179 156V154H176L174 156H172V154H168V152H166L167 150H165L163 146H161V147H156L155 146L156 148H152L153 145L157 141ZM22 137H23L22 135L19 136V138H22ZM193 137H194L193 135L190 136V138L188 137L189 138L188 140H189V143L190 144H191L190 139H193ZM225 138H227V137H225ZM205 139L206 138H204L203 140L205 141ZM227 139L215 138L214 140L210 141L209 144L210 145L213 144V145L216 146V143L215 142H217L219 146H221V145L224 146L226 143L228 144V140ZM181 142H183V141H181ZM184 142H185V140H184ZM82 144H85V143L82 141ZM251 144H250V146H251ZM238 148H239V146H238ZM226 149H227V145H225L222 148V150H226ZM59 151H61V150H59ZM21 152H22V154L24 156V153L27 152V151H26L25 148H22V151ZM89 152H91V151H89ZM86 153H88V152H86ZM88 154H90V153H88ZM138 154L140 155V152ZM87 155H84L86 157H84L83 163H81L80 160H78V158L75 157L74 153L64 154V155H62L61 159H60V157L58 159L59 160H64V162H67L70 159V157L71 158H75V161H74V159L71 161L74 165L80 164L84 168H86V169L89 170L91 168V165L88 164L89 163V158L87 157ZM225 155H226V153H225ZM68 156H70V157L68 158ZM128 156H131V155H128ZM128 156H127V158H128ZM222 158H224V157H222ZM202 160H204V159H202ZM134 161H132V162L136 163L137 165H134V166L132 165L133 167H130V170L131 171L132 170L135 171L136 169L139 168L140 165H142V163H144V162H140V157H136V156H135V160ZM174 162H175V160L172 161V163H174ZM24 163H25V161H24ZM197 166H196V168H197ZM78 170H80V169H78ZM78 170H74V168L73 169H65V170H62V172H63L62 174H63L65 180L66 179H69V178H72V179L76 180V182L74 183V184H76V183H80L82 181V179H83V178H81V174H80V172ZM130 170L125 169V170H123V172L121 174H118V175L121 176L120 179L124 175L128 174L127 172L130 171ZM194 172H195V170H194ZM211 173H213V172H211ZM221 173H222V176L224 177L223 170L221 171ZM247 173H249V171L245 169L240 176H238L237 178H235L232 181L231 184L233 186H237L238 183H239V181L242 178L246 179L245 177L248 175ZM87 177H88V174H87ZM167 179L168 178H165V177L163 179H161V178L160 179L159 178L157 179L155 177V175H153L152 180H150L149 183L155 182V181H158V180L160 182H163V181H165ZM193 181H195V180H193ZM193 181H191V182H193ZM14 182H16V179H15V181L14 180L13 181L10 180L9 187H8V189H6L7 191L0 192V194H3L2 196H3V199H4L3 200L4 201V203H3L4 205L2 206V209L3 210H1L2 211L1 213L2 214H0V223L2 222V220H4V222H2L0 226L4 225V227L6 228V230L4 232L5 234L4 235L0 234V243L2 241L5 242L3 244L5 246L3 248L4 257H1L0 258V264H21V261L19 259H21V257L23 256L24 249H23V252L19 249L20 248L19 243L16 241V238L17 237L20 236V238H21L22 236H25V235L26 236L27 235H29V236L30 235H33V237L37 236V238L35 237V239H38L41 235H44V236H46L45 237V242L46 243H50V241L53 238L58 237L57 234H59V233L62 234L65 231V230L59 231V230L56 229V226H55L54 223H55V219H58L57 217H55L53 219H50V218L47 219L46 218L47 220L45 221V223H42V224H44L42 230H40V232H37V234H35L34 231L33 232L30 231L31 229L30 230H27V229H25V227L23 228L22 227V224L23 223L24 224L28 223V224L31 225V223H33L34 220L35 221L37 220L36 214H35V213H37L36 212L37 209L35 208L36 209L35 210L34 208H32L33 210L32 209H28L27 210V208H25L26 206H23L22 205V202H17V200H19L22 195L21 196L19 195V197H20L19 198L18 197V194L17 195L16 194H13L12 190H13V187H15L14 184H17V182L16 183H14ZM206 182L208 183L209 181H205V183ZM244 184H243V186H244ZM221 185H223L221 187H224L223 190L229 192V189H228L229 186L228 187H227V185L224 186V184H221ZM245 186L248 188V184H245ZM117 188H118V186H117ZM240 188H241V184H240V186L238 188H236L234 191H232V193H229V195H228L229 196L228 201H230V202L228 203L229 205H226V206H227V208L229 206V209H232L233 208V205H235V209H237V210L234 209V212H236V213L239 212L241 214L242 211L240 212L239 210L245 211L244 208L247 207V206L249 207V209H251L253 207V205H255L256 202L258 203V200H262V199L264 200V197H259V198L257 197V199H251L250 196L248 195L249 193L245 194V191L243 193L238 192L240 190ZM119 190H121V189H119ZM248 192H251V194H252V192L254 193L253 188L252 189H249ZM116 193L118 194V192H116ZM115 194H113V195L111 194L112 197H114L113 198L114 200L118 199V197L116 196L117 194L116 195ZM164 195H166V194H164ZM23 196H25V195L23 194ZM238 196H239L240 199H238ZM121 199H122V203L119 204L118 206L117 205H111L110 206L109 210L107 211V213H108L107 215L108 216L107 215L105 216L106 221L105 222L103 221L104 223L103 222L101 223V226L102 225L105 226L104 228H105L106 231H110L109 234H114L113 237L116 236V235H118L119 236L118 239H120V234H119V231H117L116 228L118 227V224H120V221L123 218V216L124 215H127L129 213V210H131V207L132 206H135L136 207L135 209L133 208V212L139 211L141 209L140 205H138V203H141V202H139L140 199H141L140 196L134 195V198L133 197L130 198L126 194L125 196H123V195L120 196V200ZM162 199H164V198L162 197ZM176 204H178V203H176ZM173 207H175V206H173ZM260 207H261V205H260ZM171 210H172V207H169V210L167 211L168 213L165 214V215L164 214H161V213H158V214H153L152 213V215L144 214L145 218H150V219H155L157 217L162 218V219H160V221L158 223H156L157 224L156 226L155 225H152L151 226V229L153 231L150 229V233L151 234L153 233V235H158V239H160V238L163 237L162 240L160 239V241H155L156 244H153V245L150 246V252L148 253V257L150 258V260H145V262L142 261V260H140L142 257H140V254H138L139 251H137V250H136L135 254H133L129 259L122 260V258H123L122 256H121L122 258H120V257L118 258V256H117L118 260L121 259V262H124V263L126 262V264H129V263H131V259L135 258V259L140 260L142 262V264H156L155 261L161 257V254H162L161 253V250H162V248H159V249H156V250H151L152 249L151 247H153V248L154 247H157L158 244L164 246V244H166V241H164L165 238H166V240L168 242H172L171 239L176 240V239H174V237H170L169 236L167 238L165 236V238H164V236L161 235L162 232H165L166 231L167 226H169V225L171 226V224L172 225L174 224V225L179 226V228H180L179 231L180 232L179 233L178 232H173V234L175 235V237L177 239L183 241V242H181V245L179 244V248L181 246L182 249L191 250L192 253L193 254H196V257H198L201 260V264H205V263L207 264V260L209 261L208 255L206 256L207 253H205V251L203 250V248H201V246L198 244L199 237H198V234L195 231L194 226L192 225V222H193L194 217H195V215L193 214L194 212L193 211L191 212L189 210L181 211L180 214L176 216L177 218L175 217V219L172 220L171 219V214L174 213V212L173 211L170 212ZM11 212H12V217L9 215ZM129 215H130V213H129ZM237 215H239V214L237 213ZM163 216H164V218H163ZM37 217H38V215H37ZM244 217L246 218V216H244ZM116 221H117V223H115ZM37 222H35V223H37ZM136 222L139 223V224H141V223H143V219L142 220L137 219ZM169 222H171V224ZM245 222L246 223L243 226H242V224H239V223L238 224H235V226L240 225L239 227H243L242 229H245V231L237 233L238 236H231V238L234 239V237H236L237 239L235 240V243H234V246H233L234 248L231 246V250H230L229 253H231L232 255L236 254V256L238 255L236 257V259H235L238 262H236L234 264H238L239 262H243V261H244V263L247 262V264H264V228L263 229L260 228V230H259V228L257 229L256 228V225L251 224L252 222H249V220H246L245 219ZM30 225H28V226H30ZM122 226H123V224H122ZM65 229H70V228L67 226V228H65ZM74 229L75 228L73 227V229L71 228L70 230H67V233L68 234L69 233L72 234V230H74ZM145 230L148 231L149 229L146 228ZM255 230H259V234H256L255 233L256 232ZM136 233H138V232H136ZM8 234H12L13 237H11V239H7L6 238L7 237L6 235H8ZM183 234L188 239H191V240L186 239ZM132 238H133V236H132ZM32 239H34V238H32ZM60 240H62V239H60ZM34 241H36V240H34ZM228 242H230V241H228ZM24 243H25V241H24ZM43 243H44V240H43ZM129 244L132 245V242L130 241ZM61 245L62 244H57L56 243L55 245L53 244L51 247L49 246V248L51 250H54V249H58ZM32 246H33V243H32ZM44 246H45V244H44ZM126 246H127V244H126ZM240 247H243V250L245 249V252H242L241 250H240V252H238L237 250H239L238 248H240ZM35 248H36V246H35ZM74 248H72V249H74ZM128 248H129V246H128ZM39 249H40V246H39ZM50 249H48V248L45 247L44 250H49L51 252ZM125 249H127V248H125ZM31 250H32V248H31ZM69 250H70V248H69ZM34 251H35V249H34ZM42 251H43V248H42ZM59 251H60V249H59ZM125 251H127V250H125ZM145 251H147V249ZM32 253H34V252H32ZM127 255L128 254H126V256ZM54 256H55V253H54ZM56 256H58V255H56ZM123 256H125V255H123ZM186 258H187V256H186ZM198 258H197V260H198ZM36 259H38V257H36ZM54 259L58 260V262H60L59 264H82V263H80L81 260L79 261V260L75 259V256L73 254L72 255H69V256H66V257L64 256V259L63 258L58 259V257H54ZM139 262H136L135 264H140ZM164 263H166V262H163L162 264H164Z\"/></svg>",
    "mask_w": 264,
    "mask_h": 264
}]
</instances>
